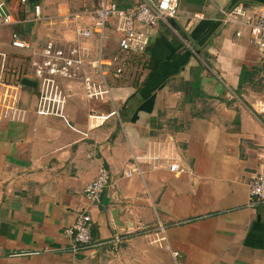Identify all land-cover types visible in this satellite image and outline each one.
<instances>
[{"label": "crops", "instance_id": "obj_1", "mask_svg": "<svg viewBox=\"0 0 264 264\" xmlns=\"http://www.w3.org/2000/svg\"><path fill=\"white\" fill-rule=\"evenodd\" d=\"M99 1L6 0L0 77L27 69L48 40L78 44L84 59L72 79H58L63 116L34 112L39 83L26 74L27 112L0 120V264H264V202L250 205L248 195L264 171V116L250 109L264 93V59L247 28L221 21V10H263L264 0H178L171 27L140 26L147 43L123 56L121 73L112 61L121 54L116 20L100 33L91 14L73 16ZM13 33L29 47L12 46ZM86 77L108 94L87 97ZM92 113L108 117L97 123ZM157 146L167 159L126 175L133 153ZM173 158L181 172L168 170ZM100 165L110 181L89 205L92 239L72 250L65 230L88 205L83 190ZM157 224L166 240L147 232Z\"/></svg>", "mask_w": 264, "mask_h": 264}, {"label": "built area", "instance_id": "obj_2", "mask_svg": "<svg viewBox=\"0 0 264 264\" xmlns=\"http://www.w3.org/2000/svg\"><path fill=\"white\" fill-rule=\"evenodd\" d=\"M178 7V0H137L135 4L126 8H120L108 0H100L94 8L75 12L73 16L77 18L82 14H91V30L100 33L110 20H116L121 32L118 42L121 54L120 57H115L112 61L117 63L116 73H121L120 62L124 57L131 52L143 51L147 43V34L140 29V26L153 27L165 24L171 27L169 20L178 17ZM33 10L34 19L42 20L40 6L35 5ZM221 13L223 23L233 24L238 29L242 27L248 29L249 42L258 47L264 59V9L249 11L241 4H237L228 10H221ZM193 17L197 18L198 16L194 15ZM11 22V15L6 9V0H0V26L8 25ZM91 30L90 28H80L78 34L83 38H88L91 35ZM236 34L239 35L240 30H237ZM11 44L21 49L29 47V44L20 39L16 33L12 34ZM83 59L84 56L78 44L60 47L54 41L48 40L32 50L27 69L17 72L13 78L0 77V120L3 118L21 119L27 112L26 108L20 104L26 74L34 77L39 83L34 112L41 116H63L66 96L58 79H72L83 64ZM83 85L89 98H101L108 94L106 86H100L88 77L83 79ZM250 109L256 116H264V93L250 103ZM89 117L98 123L105 120L108 115L92 113ZM165 159H167V152L163 146H157L155 150L146 153H133L128 162L126 175H142L141 164L150 163L158 166ZM167 168L174 173L183 170L174 158L167 164ZM109 181L108 169L100 165L96 176L85 186L83 195L88 205L77 212L74 223L65 230L67 234L73 236L72 250H77L91 242L89 205L99 202ZM248 195L250 205L264 202V171L259 172L250 182ZM147 232L159 234L160 236L157 237L159 241L166 240L165 227L162 224H157L154 229H149ZM34 253H39V251ZM171 254L176 258L178 253L171 251Z\"/></svg>", "mask_w": 264, "mask_h": 264}]
</instances>
